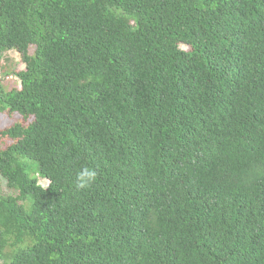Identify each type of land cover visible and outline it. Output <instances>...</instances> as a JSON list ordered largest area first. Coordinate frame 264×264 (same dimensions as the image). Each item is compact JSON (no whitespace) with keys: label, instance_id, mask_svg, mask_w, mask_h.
I'll return each mask as SVG.
<instances>
[{"label":"trees","instance_id":"1","mask_svg":"<svg viewBox=\"0 0 264 264\" xmlns=\"http://www.w3.org/2000/svg\"><path fill=\"white\" fill-rule=\"evenodd\" d=\"M0 264H264V0H0Z\"/></svg>","mask_w":264,"mask_h":264},{"label":"rangeland","instance_id":"2","mask_svg":"<svg viewBox=\"0 0 264 264\" xmlns=\"http://www.w3.org/2000/svg\"><path fill=\"white\" fill-rule=\"evenodd\" d=\"M12 56H15V58H16V59L18 58V56H17V55H14V54H12ZM1 123L3 124V123H5V121H4V120H2V121H1Z\"/></svg>","mask_w":264,"mask_h":264},{"label":"clouds","instance_id":"3","mask_svg":"<svg viewBox=\"0 0 264 264\" xmlns=\"http://www.w3.org/2000/svg\"><path fill=\"white\" fill-rule=\"evenodd\" d=\"M91 175H94V173H93V174H91Z\"/></svg>","mask_w":264,"mask_h":264}]
</instances>
